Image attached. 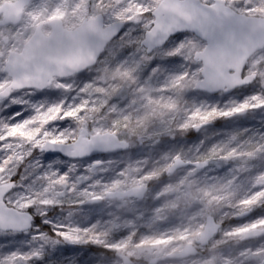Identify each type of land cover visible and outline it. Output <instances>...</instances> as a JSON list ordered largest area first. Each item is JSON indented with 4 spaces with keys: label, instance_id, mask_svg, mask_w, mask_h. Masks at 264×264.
Returning <instances> with one entry per match:
<instances>
[{
    "label": "snow or ice",
    "instance_id": "6c2138e0",
    "mask_svg": "<svg viewBox=\"0 0 264 264\" xmlns=\"http://www.w3.org/2000/svg\"><path fill=\"white\" fill-rule=\"evenodd\" d=\"M0 264H264V0H0Z\"/></svg>",
    "mask_w": 264,
    "mask_h": 264
}]
</instances>
